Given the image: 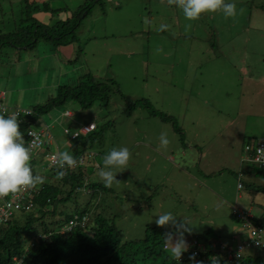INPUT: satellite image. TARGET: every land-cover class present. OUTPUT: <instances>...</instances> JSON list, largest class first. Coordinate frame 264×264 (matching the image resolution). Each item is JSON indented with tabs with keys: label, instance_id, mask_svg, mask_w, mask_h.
<instances>
[{
	"label": "rangeland",
	"instance_id": "rangeland-1",
	"mask_svg": "<svg viewBox=\"0 0 264 264\" xmlns=\"http://www.w3.org/2000/svg\"><path fill=\"white\" fill-rule=\"evenodd\" d=\"M7 1L15 3V11L24 6V0H0V15L3 13L4 17L9 13ZM85 1L89 0H52V5L74 11ZM234 2L235 18H225L222 11H217L202 13L199 19L190 21L169 0H101L90 7V14L77 30L79 38L73 43L56 48L52 42L42 39L33 49L4 44L0 47V92L4 91L0 104L10 109L44 104L59 85L74 84L85 72L109 84L116 82L111 87L108 105L97 101L84 110L77 101L70 100L32 126L42 129L45 121L51 123V131L59 143L67 138L64 127L70 119L65 117V110L78 111L88 122L97 119V137L103 141L92 146L96 155L89 172L96 181H101L98 173L110 149L128 147L131 150L127 169L117 173L110 191L104 194L103 190L99 198L121 229L124 241L144 237L148 226H158L155 222L158 214L171 211L178 216V224L187 223L184 219L193 223L187 225L191 231L183 234L188 244L199 240L207 247L203 238L211 230L217 243L222 240L226 245L232 243L226 237L227 227L236 221L213 205H217L221 194L219 181L227 180L217 175L225 165L219 164L225 146L233 164L239 166L232 168L235 175H240L239 163L246 145L242 130L248 125L240 126L242 120L228 129L226 118L231 114V120L233 116L234 121L240 119L237 103L245 99L242 85L246 86L247 76L223 61L221 44L239 38L235 50H240L242 40L249 37L264 40V0ZM231 52H226L231 59L246 57L251 64L249 54L241 52L231 56ZM245 71L249 72V68ZM133 103L136 108L128 116V105ZM146 103L171 116L181 132L170 121L151 115ZM74 127L72 124L71 129ZM237 130L242 132L239 134ZM161 133H166L170 140L166 150L159 147ZM231 134L233 137H227ZM51 145L46 144L43 150L39 148L32 153L37 159L39 156L45 159L46 166L35 165L43 177L51 170L45 158L47 153L56 150L55 143ZM203 152L207 153L206 157ZM234 154L239 156L238 164L234 162ZM244 166L255 167L252 162ZM201 168L213 169L211 174L216 172L217 178L212 177L208 183L215 186L212 193L206 190L212 197L207 205L196 200L199 187L194 177H198ZM79 199L87 200L88 196L82 194ZM97 200L98 196L92 199L93 203ZM65 210L71 211L72 206H65ZM163 227L178 235L176 226ZM256 252L259 250L246 251ZM261 253L264 256V250Z\"/></svg>",
	"mask_w": 264,
	"mask_h": 264
},
{
	"label": "trees",
	"instance_id": "trees-1",
	"mask_svg": "<svg viewBox=\"0 0 264 264\" xmlns=\"http://www.w3.org/2000/svg\"><path fill=\"white\" fill-rule=\"evenodd\" d=\"M100 1H85L74 11L55 8L52 0H24V6L15 11L13 10L15 3L7 1L8 14L14 28L10 25L7 32L0 29V47L4 44L33 49L42 39L52 42L56 48L73 43L79 38L77 29L90 14L92 10L90 7ZM36 12H50L53 19L48 24L42 23L34 16ZM62 13L65 14L64 17L61 16ZM7 21L4 23L7 24ZM77 55L80 56L79 53ZM113 84L116 82L109 84V81L97 80L91 73L86 72L81 74L74 84L59 85L57 92L50 94L44 104L32 107L33 113L29 120L19 121L24 143L28 145L26 136L28 128L40 121L45 114L70 103V100L77 101L84 110L92 107L97 101L108 105ZM145 106L150 109L151 115L170 121L174 124L175 130L181 132L180 126L171 116L153 108L149 103ZM135 108L136 103L128 105V116ZM72 124L69 121V129ZM98 134V131H95L89 135H82L75 142L73 154L77 156L88 148L92 150L95 142L101 145L103 139L98 138ZM86 158L88 159L86 164L66 167L64 169L66 175L62 180L56 178L59 169L50 164L51 170L45 174V182L33 187L36 191L35 210L17 214L0 226V264H14L13 257L24 252L25 264H178L169 257L164 248L165 236L168 233L173 234L166 227L148 226L142 238L125 241L121 238V229L108 215V208L102 206L99 199L103 190L104 194L110 191L109 187H105L102 181L92 179L89 172L93 162L89 160L88 155ZM42 159V156L38 159L32 156L30 161L31 164L38 162L41 165L44 163ZM44 165L46 166V163ZM32 170L34 175H42L39 170L35 168ZM230 171L235 173L234 170ZM255 171L264 172V169L255 166ZM215 174L216 172L211 175ZM245 184L250 189L259 190V186L253 182ZM82 194H86L88 199L80 200ZM94 196H98L96 203L92 201ZM68 205L72 206L73 211L66 212L65 206ZM86 213L89 220L84 225L78 223L67 229L71 219L76 215L82 217ZM232 217L241 224L242 220L238 218L237 213L232 212ZM251 220L254 221L253 218ZM63 229L66 230L62 232ZM211 233L212 230L204 234L203 240L207 243L210 236H214ZM250 249L253 248L246 249L245 254L238 260L230 261L222 253L211 249L208 243L207 247L203 245L198 252L197 260L189 264H213V261L216 264H264V256L261 253L264 249L256 253H246Z\"/></svg>",
	"mask_w": 264,
	"mask_h": 264
},
{
	"label": "clouds",
	"instance_id": "clouds-1",
	"mask_svg": "<svg viewBox=\"0 0 264 264\" xmlns=\"http://www.w3.org/2000/svg\"><path fill=\"white\" fill-rule=\"evenodd\" d=\"M169 2L175 4L176 7L181 9L184 17L190 21L199 19L201 14L205 12L222 11L225 18H235L237 16V8H236V4L234 0H169ZM1 107H5L7 111L3 113ZM11 108L12 109L0 104V111L2 113L0 114V199L2 197L3 198L6 197V199H10L12 194L17 193L21 189H27V188H32L31 190L33 192V199H34V195L36 191L34 190L33 187H36L37 185L43 184L45 182V179H46L45 177L41 175L33 174L32 168H35V165L40 166L38 162L33 163L32 167L30 166V160L32 158V153L33 151H35V150L32 151V147L28 144L27 132H28V129L30 128L43 131L44 140H46L47 142L46 144L50 145V143L52 144V142L54 141L53 143H55L56 145L55 146L56 150L60 151L57 155H54L52 158V164L55 165L59 169L56 173V178L58 180H62L65 177L66 171L64 169L66 167L72 168V166L75 165L76 160L80 156L82 155L85 156V161L82 164H86L87 162L86 160H88L86 158V155L89 151H92L94 153L89 158V160H92L94 156L96 155L95 151L93 150L87 151V149L79 153L77 156L74 155L73 151L75 147V142L79 138H81L82 135L79 138H72V133L75 130L79 129L81 126L88 125V124H94L95 127L91 132H89L86 135H89L90 133L97 131L98 129V123L96 121L97 119L95 121L87 122L86 124H81V126L74 128L73 130L69 129V126L64 127V133L65 135H67V138L65 139V141L66 142L69 141V144H70L71 152H69L67 151L68 148L60 149L59 147L60 144L55 142L56 137L51 131V128L47 121H45L44 123L45 126L42 129H38L33 126L27 129L26 136H27L28 145H26L24 143L23 134L20 130L19 121L29 120V116L33 113V108H26V109L31 110V114L27 116L26 119L18 117V115L14 112L16 109H22V108H18V107H11ZM73 113L74 112L71 110H65L64 115L65 117L73 116ZM66 129L68 130V132L65 131ZM68 134H71V136ZM76 135H79V134H76ZM159 139H160L159 147L166 150L170 144V140L168 139L167 134L161 133ZM43 149H40V150H43ZM46 155H45V158H46ZM131 155H132L131 150L128 147H119V148L113 147L112 149H110V151H108L105 154L103 158V168H101L98 173L105 187H111L113 182L117 180L116 179L117 173L127 169ZM42 158H43L42 159L43 162L45 163L44 157ZM34 202H35V199H34ZM35 207H36V202H35L34 208L31 211L35 210ZM235 209L237 208L234 207L232 209V212H234ZM31 211H16L9 217V219H7L6 221L0 222V226L2 224L7 223L9 220L14 218L15 215L17 214H20L22 212L29 213ZM177 217L178 216L175 215L173 212L168 211L163 214H158V217L155 222L158 226H161V227L168 226V225L176 226L178 238L174 239L173 234L168 233L164 238L165 239L164 248H165V251L168 252L169 257L173 259L174 261H177L179 264L183 253L188 251V249L191 247V242H192L191 241L189 243L190 245L188 246L186 241L183 238V234L184 232L191 231V229L187 225L193 224V223L190 222L189 220L184 219V221H186L187 223L178 224ZM211 243H215V242H211ZM23 255H25L26 257V253L24 252L21 255L19 254L15 255L13 257V260L15 257H21ZM190 259L194 260L195 254H193V256L190 257ZM14 264H15V260H14ZM213 264H216V262L213 261Z\"/></svg>",
	"mask_w": 264,
	"mask_h": 264
},
{
	"label": "crops",
	"instance_id": "crops-1",
	"mask_svg": "<svg viewBox=\"0 0 264 264\" xmlns=\"http://www.w3.org/2000/svg\"><path fill=\"white\" fill-rule=\"evenodd\" d=\"M9 15L10 14H8L6 17H4V15H0V29H2V31L4 32H7V29L10 25L12 27V21ZM34 16L39 21L45 24L50 23V21L53 19V15L50 12H36ZM61 16L64 17L65 14L62 13ZM5 21L10 23L9 24L7 23L8 24L7 25L6 23H4ZM252 39H253L252 37H249L246 40H242V44H241L242 47L240 50H235L236 46H238L240 43L239 38H233L228 40L227 43L221 44L223 47L221 52L225 54L224 55L225 58L223 61L233 65L237 71L239 70L240 72H243V75L247 76L246 86L244 85V83L242 85L244 87L242 90V95H243L242 97L243 98L245 97V99L240 100L237 103L236 112L237 115L240 116V119L238 121H234L235 117L233 116L231 120V114L227 116L228 119L226 118L228 129L237 125L242 120L244 122L240 123L239 124L240 126L248 125L247 128L244 127V130H242L244 131L243 136L246 140V143L249 141L258 140L264 133V40H262L261 38L256 40H252ZM229 50L232 51L231 56L239 55L241 52L249 54L251 57L250 59L251 64L248 63L249 60L246 57H238L237 60L231 59L229 55H226V52H228ZM216 56L221 58V55H216ZM246 67L249 68V72L245 71ZM3 96H4V91H1L0 97ZM247 97H250V100ZM205 107L208 108L207 106ZM66 118L70 119V121L73 124H75V128L81 126V124H86L88 122L86 120H83L78 112H75L73 113V116H67ZM80 119H82L83 121L80 122ZM48 124L50 128L53 129V125L51 123ZM237 131L239 132V134L242 132L241 130H237ZM227 137L231 138L233 137V134L228 135ZM223 141H227V139L223 138ZM55 142L58 143V141ZM58 144H60L59 146L60 149L68 148L67 151L71 152L69 141L68 142H66L65 140L60 141ZM226 149L227 146L224 147V152H222L221 154V160L219 164L220 165L225 164L221 171L223 172V170H227L228 173H221L220 171L221 174L219 173L217 175L218 177H223L227 180L225 182L219 181V183L221 184L220 185L221 194L218 196L219 193H215V196H218L217 197L218 203L217 205H213V206L221 208L225 216H228L230 214L232 217V209L235 207L239 210H244L249 212V214L252 215L253 220L256 219L264 222V190H262L264 189V172L255 171L254 166L253 167L244 166L249 162L245 160L247 154L242 155L241 162L239 161V156L234 154L233 157L236 158L234 162L237 164L240 162L239 163L240 175L239 177H237L235 173H232L230 170L238 169L239 166H235L233 164V160L229 157V154L227 155L228 151ZM159 154L163 155V152L159 151ZM203 155H205L206 157L207 153L203 152ZM171 160H174V157H172ZM213 171H214L213 169L205 170L204 168H201V173L198 175V177L197 176L194 177L199 187L197 193L199 199L196 200L198 202L205 201L206 205H207V201L210 202L212 199L211 194H208L206 190H208V192L211 191L212 193L213 192L212 190L214 189L215 186L214 184L209 185L208 183L211 181L212 177L217 179L216 175L209 176ZM246 179L248 180L245 181ZM249 180L259 186L258 191H256L253 188L250 189L245 184V182L248 183ZM208 185L211 188H209ZM192 205H195V203H192ZM256 224L259 226H264V224L262 223L263 225H261L260 222H257ZM173 237L174 239L178 238V235L176 236L173 235ZM226 237L232 241V243L228 242L227 244L236 245L238 242L245 241L248 238V234L246 230L243 228V226L240 223H237L236 221L233 224L231 222L229 227H227ZM222 241L220 242L223 243ZM211 242L217 243V240L213 238V236H210V238L208 239V243ZM187 245L189 246L190 244L187 243Z\"/></svg>",
	"mask_w": 264,
	"mask_h": 264
},
{
	"label": "built area",
	"instance_id": "built-area-1",
	"mask_svg": "<svg viewBox=\"0 0 264 264\" xmlns=\"http://www.w3.org/2000/svg\"><path fill=\"white\" fill-rule=\"evenodd\" d=\"M2 112L5 113L7 110L5 107H1ZM18 117L26 119L27 116L31 114L29 109H16L14 111ZM94 124L83 125L79 129L72 133V138H79L81 135H86L94 129ZM68 132V130H65ZM30 133V134H29ZM79 134V135H76ZM28 144L32 147V151L36 149H41L46 145V140H44L43 131L30 128L27 132ZM60 151L55 150L46 155V159L52 164V158L57 155ZM245 152L247 161H251L258 168L264 169V133L263 135L253 142L247 143L245 145ZM94 153L89 151L87 155L91 157ZM85 161V156H80L74 166L82 164ZM32 188L21 189L17 193L11 195L10 199L1 198L0 199V222L6 221L9 217L16 211H31L35 202L33 199ZM237 213L238 218L242 220L241 225L246 230L248 234V239L244 242H238L236 245H229L224 243H210V248L216 252L222 253L228 260L236 261L241 258L248 248L254 249H264V226H259L251 220L252 215L244 210H234ZM89 219L88 214H84L82 217L76 215L73 219L69 221L67 229H71L73 226L81 223L84 225ZM66 229H63L64 232ZM203 248V245L198 240H192L191 247L187 252L183 253L179 264H189L192 261L197 260L198 252ZM195 254V259H190V257ZM15 264H25V255L21 257H15Z\"/></svg>",
	"mask_w": 264,
	"mask_h": 264
}]
</instances>
